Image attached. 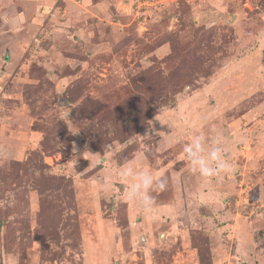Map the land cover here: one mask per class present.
I'll return each instance as SVG.
<instances>
[{"label": "rangeland", "instance_id": "1", "mask_svg": "<svg viewBox=\"0 0 264 264\" xmlns=\"http://www.w3.org/2000/svg\"><path fill=\"white\" fill-rule=\"evenodd\" d=\"M0 201V264H264V0H0Z\"/></svg>", "mask_w": 264, "mask_h": 264}, {"label": "clouds", "instance_id": "2", "mask_svg": "<svg viewBox=\"0 0 264 264\" xmlns=\"http://www.w3.org/2000/svg\"><path fill=\"white\" fill-rule=\"evenodd\" d=\"M183 151L191 171L205 180L221 178L235 171V165L227 158L222 144L210 142L208 134L203 131L195 133L184 145ZM120 175L129 181L126 198L145 208L155 203L154 191H164L167 187L166 177L156 176L150 170L137 169L132 165H125ZM3 203L0 201V206Z\"/></svg>", "mask_w": 264, "mask_h": 264}, {"label": "trees", "instance_id": "3", "mask_svg": "<svg viewBox=\"0 0 264 264\" xmlns=\"http://www.w3.org/2000/svg\"><path fill=\"white\" fill-rule=\"evenodd\" d=\"M137 104H138V100H137ZM154 114H155V110L154 109H150L148 116L152 117Z\"/></svg>", "mask_w": 264, "mask_h": 264}]
</instances>
